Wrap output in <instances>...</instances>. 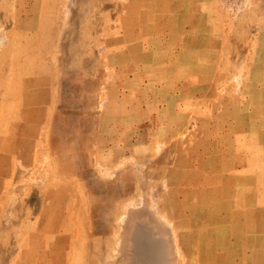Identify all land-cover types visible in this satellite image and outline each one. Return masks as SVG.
Listing matches in <instances>:
<instances>
[{"label": "rangeland", "instance_id": "1", "mask_svg": "<svg viewBox=\"0 0 264 264\" xmlns=\"http://www.w3.org/2000/svg\"><path fill=\"white\" fill-rule=\"evenodd\" d=\"M0 264H264V0H0Z\"/></svg>", "mask_w": 264, "mask_h": 264}]
</instances>
